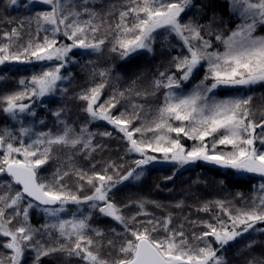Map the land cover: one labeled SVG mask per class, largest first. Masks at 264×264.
<instances>
[{"label": "snow or ice", "instance_id": "obj_1", "mask_svg": "<svg viewBox=\"0 0 264 264\" xmlns=\"http://www.w3.org/2000/svg\"><path fill=\"white\" fill-rule=\"evenodd\" d=\"M225 3L239 20L227 34L217 27L223 21L210 0H109L106 4L103 0H5V7L20 5L25 15L10 31L0 33V66L36 62L43 66L15 81L18 90L0 95V112L15 125L0 128V177L9 178L0 179V249L7 250L0 251V264H41L43 257L57 253L74 257L77 264H228L227 246L245 234H264V183L253 186L255 194L241 207L225 200L197 206L198 212L209 213L213 207L219 211L212 216L214 222L184 217L193 229H203L192 232L193 242L184 222L174 226L171 212L157 216L148 210L150 204L166 211L161 202L139 199L120 204L114 199L115 191L138 184L146 171L161 163L174 168L167 180L197 162L264 178V111L257 121L253 95L215 96L221 86L264 84V36L256 35L258 27H264V0ZM41 5L47 8L37 10ZM206 9H212L211 14ZM25 31L28 40L22 43ZM161 36L170 59L163 71L157 69L151 91L137 90L133 81L132 87L114 90L102 100L113 68L89 60L80 65L82 71H90L88 86L68 96L64 82L71 83L69 65L79 64L73 59L74 49L92 55L110 44L109 51L124 60L154 53ZM201 68L203 79L185 93V85ZM7 81L0 72V84ZM57 93L81 102L80 110L89 120L79 131L75 121L68 122L66 105L51 112L55 130L35 119L37 102L43 104V98ZM133 96L151 98L153 103H139ZM150 113L154 115L148 120ZM97 120L121 134L125 155L120 162L91 163L94 154L106 147L96 137L113 135L91 131L88 124ZM37 124L47 130L37 129ZM181 135L194 142L191 148L184 146ZM133 154L128 163L126 157ZM80 157L90 166L83 167ZM53 162L50 178H43L41 172ZM132 207L136 211L126 214ZM171 207L182 210L185 203L179 200ZM32 212L43 216L39 227L31 223ZM99 218L117 227L105 231L93 224ZM257 243V239L248 241L237 255ZM104 247L116 248L117 255L102 257ZM247 264H264V258L253 257Z\"/></svg>", "mask_w": 264, "mask_h": 264}, {"label": "trees", "instance_id": "obj_2", "mask_svg": "<svg viewBox=\"0 0 264 264\" xmlns=\"http://www.w3.org/2000/svg\"><path fill=\"white\" fill-rule=\"evenodd\" d=\"M106 4L109 0H103ZM211 3L215 4V11L222 18L223 23H219L217 27L225 30L226 34L229 30L234 29L238 23V19L230 15L228 10V5L225 0H210ZM99 7V5H97ZM47 6L41 5L37 10H43ZM206 11L211 14L212 9H206ZM25 15V10L22 6L18 5L16 9L5 7V0H0V33L3 31H10L12 27L16 26L15 21L19 20ZM11 19L13 23H8L7 21ZM207 18H205L206 20ZM205 22L204 20L201 21ZM34 28V26H33ZM60 39L65 43H70L64 37ZM28 40L27 31L24 33L22 43H26ZM214 40V37H213ZM215 42V41H214ZM175 43V40H172ZM218 46V45H217ZM111 45L106 44L103 48L102 53L92 54V55H82V50L74 49L73 56L74 60L79 61V64L69 65V69L72 72L71 83L67 81L64 82L68 87V96L72 97L76 92L80 91L81 88L88 86L90 71H82L80 65L86 64L89 60H94L97 62L99 67H112V78L109 81L102 100L107 99L112 92L123 91L132 87L133 81H136L135 88L148 89L151 91L150 84L155 75H158L157 69L163 71L168 67V60L170 59L169 50L163 42V37H159L154 45V53H138L133 54L131 58L121 60L118 53H112L109 51ZM71 55V54H70ZM171 55H176V51H172ZM43 64L41 62H36L34 64H8L5 66H0V72L5 73L8 76V81L0 84V95L18 90V85L15 81L22 77H30L33 72H39ZM173 71L175 69H172ZM64 71V70H62ZM205 70L201 68L196 74L194 79L187 83L184 87V92L187 93L190 86L194 82H200L203 79ZM97 82H99V77H97ZM234 95H253L252 107L256 111L257 121L260 118L261 111H264V84H258L251 88L237 87V88H225L219 89L215 92L216 98L224 99L229 96ZM133 100H138L135 96L132 97ZM44 103L41 104L37 102L35 111L37 116L36 120H44L48 128L54 129V117L51 115L52 111L58 108L64 107L65 105L70 110L67 114L68 122L71 124L75 121L74 127L77 131L79 128L89 120L86 113L80 110L79 101H74L71 99L63 98L59 93L52 97L43 98ZM27 102V101H25ZM139 103H144L146 105L152 104L151 98L147 100H138ZM127 106V102H125ZM123 110V109H121ZM154 113L147 115L146 119L151 120ZM29 120L33 118H28ZM176 123V122H174ZM5 126H15L13 122L9 121L5 114L0 112V128ZM37 129L47 130L44 125L37 124ZM88 127L93 132H105L112 131L113 135L111 138L108 137H96V142L104 144L106 147L103 151L94 154L91 163H99L103 166L108 161L120 162V157L125 155V142L119 138L121 134L117 133L111 125L107 124L106 121L97 120L92 121L88 124ZM260 132L261 129H257ZM175 136V133L172 134ZM147 136L151 137L152 133H147ZM181 142L186 148H191L193 141L183 137L181 135ZM258 144V142H257ZM63 156V153H61ZM135 156L126 157L128 163H131V159ZM80 163L83 167L87 168L90 166L88 161H84L83 157H80ZM54 164L48 165L42 172L41 176L45 179H49L52 171H54ZM174 168L171 164L161 163L156 164L146 171L145 176L142 181L136 185H129L127 187H121L119 191L114 192V199L117 203L126 204L130 200L136 201L139 199L151 200L161 202L166 206V211H161L148 205V210L155 213L157 216L166 215L167 212H171L174 216V226L179 225L181 222L185 224V231L190 242L192 237V232L195 230L197 232L202 231L201 228L193 229L192 225L184 221V217H188L190 220H208L212 221V216L219 211L213 207L212 211L209 213L198 212L196 210L197 206L201 205L206 201L215 200H225L230 201L235 207L243 206L244 202L251 201L254 193L253 186H258L260 183H264V178L259 177L256 174H239L232 169H223L209 164L196 163L184 169H180L176 172V175L171 180L165 179V177L172 175ZM0 179H9L7 177H0ZM223 180L224 183L221 184L220 181ZM72 183V181H69ZM73 183V187H74ZM237 193L241 195L238 197ZM183 200L185 207L181 209H176L171 207L176 201ZM70 209L74 210L75 206L69 205ZM126 214H131L136 211L135 207L126 209ZM64 218H69L65 214H61ZM226 220L227 217H224ZM214 222V221H212ZM31 223L39 227L44 223L42 214L38 212L31 213ZM93 224L101 227L107 231L111 227H117L114 222L107 218L94 219ZM16 226V222H13V227ZM109 237L104 238V243H107ZM257 239V243L251 251H245L241 255H237L239 249L243 248L244 245L252 240ZM213 245L215 242L213 241ZM0 251H7L0 249ZM101 255L107 259H113L117 255L116 248L104 247L101 250ZM228 264H247V260L253 257L264 258V234L258 236L253 234H245L243 237L238 238L237 241L232 242L227 246L225 252ZM30 264V261H29ZM41 264H77L76 259L69 258L63 254H54L51 257H43L41 259Z\"/></svg>", "mask_w": 264, "mask_h": 264}, {"label": "rangeland", "instance_id": "obj_3", "mask_svg": "<svg viewBox=\"0 0 264 264\" xmlns=\"http://www.w3.org/2000/svg\"><path fill=\"white\" fill-rule=\"evenodd\" d=\"M238 23H239V20H238ZM256 35H258V36H264V27H258L257 32H256ZM217 47L219 48V50L223 51V46H222V45H218ZM203 69H204V68H203ZM204 70H205V69H204ZM197 83H199V82H194V83L190 86L189 89H191V87H192L193 85L197 84ZM209 83H210V81H209ZM255 86H256V85H255ZM237 87H243V86H237ZM237 87H224V86H221L220 88L216 89L215 92H216L217 90H219V89H225V88H237ZM252 87H254V86H252ZM244 88H245V87H244ZM217 99H220V98H217ZM157 155H159V154H157ZM197 163H198V162H197ZM199 163L208 164V163H205V162H199ZM209 165H211V164H209ZM239 174H244V173H239ZM245 174H247V173H245ZM65 215L69 216L68 214H65Z\"/></svg>", "mask_w": 264, "mask_h": 264}]
</instances>
